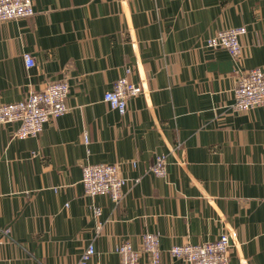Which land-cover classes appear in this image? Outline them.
I'll use <instances>...</instances> for the list:
<instances>
[{"label": "crops", "instance_id": "1", "mask_svg": "<svg viewBox=\"0 0 264 264\" xmlns=\"http://www.w3.org/2000/svg\"><path fill=\"white\" fill-rule=\"evenodd\" d=\"M33 10L0 21V104L64 80L68 111L35 138L0 124V264H77L90 244L85 264H119L116 245L139 247L145 232L159 235L163 264H188L171 246L225 233L229 264H264V107L231 108L238 71L264 70V0H33ZM237 26V61L205 46ZM120 76L143 89L121 114L103 101ZM159 153L166 174L154 177ZM88 163L118 167L117 204L83 194Z\"/></svg>", "mask_w": 264, "mask_h": 264}, {"label": "built area", "instance_id": "2", "mask_svg": "<svg viewBox=\"0 0 264 264\" xmlns=\"http://www.w3.org/2000/svg\"><path fill=\"white\" fill-rule=\"evenodd\" d=\"M34 15L33 0H0V21H8L19 17ZM244 26L219 29L205 39V46L211 49L224 48L233 61L240 58L242 45L239 36L245 34ZM24 63L32 67L35 62L29 54H24ZM233 89L231 108L236 111H246L255 107H264V70L254 67L239 70ZM68 84L64 80L52 81L44 89L30 92L18 102L0 104V124L18 122L13 134L15 138H35L42 131L43 124L49 119L61 116L68 111L66 100ZM141 85L130 82L127 77L120 76L111 89L104 91L103 101L120 114L124 113L127 100L141 94ZM85 142L87 139L85 137ZM178 147L181 143L177 144ZM153 163L146 172L154 177L166 174L167 154L154 156ZM81 185L84 195H107L117 204L121 199V189L125 183L118 167L111 164L88 163L81 168ZM92 213L100 216V208L93 207ZM8 234V229L4 230ZM139 247H133L124 241L116 245L115 252L119 264H139V258L144 255L147 264H163L161 256L163 249L159 245L157 233L145 232L141 235ZM231 243L227 233L217 239L204 243L175 244L168 248L167 255L172 259H182L188 264H229V249ZM95 252L92 244L87 245L77 264H85Z\"/></svg>", "mask_w": 264, "mask_h": 264}]
</instances>
